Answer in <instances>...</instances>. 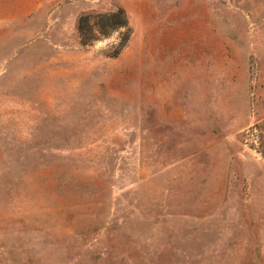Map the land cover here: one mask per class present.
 Returning <instances> with one entry per match:
<instances>
[{"label":"rangeland","instance_id":"obj_1","mask_svg":"<svg viewBox=\"0 0 264 264\" xmlns=\"http://www.w3.org/2000/svg\"><path fill=\"white\" fill-rule=\"evenodd\" d=\"M263 118L264 0H0V264H264Z\"/></svg>","mask_w":264,"mask_h":264},{"label":"trees","instance_id":"obj_2","mask_svg":"<svg viewBox=\"0 0 264 264\" xmlns=\"http://www.w3.org/2000/svg\"><path fill=\"white\" fill-rule=\"evenodd\" d=\"M84 23L88 24V20L86 21L85 17L81 19L78 25V30L81 33L84 43H87L89 41L99 39L100 37L107 36L111 31L125 26L127 24V17L123 8H118L113 12L100 15L96 23H102V26H98V28L91 26V36H85V34H83ZM96 32L98 33L96 34ZM256 129H258V137L260 140L259 151L264 156V118L258 121Z\"/></svg>","mask_w":264,"mask_h":264}]
</instances>
